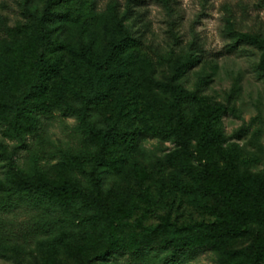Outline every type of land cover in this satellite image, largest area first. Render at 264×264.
<instances>
[{
  "label": "rangeland",
  "instance_id": "374dc122",
  "mask_svg": "<svg viewBox=\"0 0 264 264\" xmlns=\"http://www.w3.org/2000/svg\"><path fill=\"white\" fill-rule=\"evenodd\" d=\"M44 1L0 0V183L18 177L11 156L56 183L86 182L91 161L110 156L101 198L124 251L98 264H162L170 252L162 246L196 232L206 234L204 248L188 251L183 264H264V0H100L97 11L57 24L61 67L31 98L43 50L28 11ZM124 13L120 25L114 15ZM122 28L136 43L92 86V62ZM192 55L198 61L177 81L197 94L187 117L189 160L198 169L213 162L234 182L244 217L228 206L220 181L199 183L167 160L182 117L171 90L157 83L169 85ZM99 128L141 134L133 144L106 146ZM0 195L13 201L0 212V264H75L65 246L52 247L36 231L41 210ZM142 248L146 258L133 263L129 252Z\"/></svg>",
  "mask_w": 264,
  "mask_h": 264
},
{
  "label": "trees",
  "instance_id": "16d2710c",
  "mask_svg": "<svg viewBox=\"0 0 264 264\" xmlns=\"http://www.w3.org/2000/svg\"><path fill=\"white\" fill-rule=\"evenodd\" d=\"M100 0H45L40 9L32 8L28 11V16L33 17V26L38 34V40L42 47L37 67L36 78L32 85L30 96L38 98L50 87V81L59 72L62 58L60 50L62 43L54 38L57 24L61 21H73L81 13L95 12L98 10ZM126 13L122 17L114 15L118 24H122ZM136 43V39L125 29H121L118 36L105 50L104 56L97 62H92L96 76L92 78L91 85L100 79V73L114 66V63L121 59L122 55L128 52L129 47ZM198 61L195 56H190L186 62L181 64L173 78L167 85L157 83L163 91L171 90L173 96V107L177 114L182 117V126L177 130L178 148L167 156L171 164L179 165L187 171L191 177L199 183L209 180L220 181L224 188V195L228 206L239 217H244L246 213L234 205V193L236 186L226 175L216 170V164L210 162L203 164L201 168L194 166L189 160V156L194 155L192 140L190 137L191 126L187 122L190 107L197 99V94L188 91L179 84L180 80L192 66ZM176 82V83H173ZM240 86L237 89L239 91ZM34 107V105L32 106ZM33 124H39L36 118L37 112L33 108L30 110ZM127 112L122 108L121 116H126ZM36 118V119H35ZM102 142L106 146L120 144L122 142L133 144L140 131H118L98 129ZM156 136L169 138L166 133L156 132ZM205 150V149H204ZM203 150V151H204ZM205 152V151H204ZM115 160L110 156H101L91 161L89 166V179L86 182H74L66 179L61 183L52 180L41 179L28 172L11 156V169L18 177H7L5 183H0V193L7 195H19L20 201L26 203L34 209L41 210L39 218L35 220L33 226L37 232L48 236V243L52 247L65 246L75 264H98L105 262L115 254H123V246L119 244L112 230L111 214L108 206L101 198L103 179L105 175L101 173L109 171ZM94 181L93 176L97 175ZM255 201L258 195L253 194ZM258 202H255L257 204ZM259 205L264 203L259 202ZM13 201H6L0 195V212L10 211ZM224 227H231V222L222 219ZM212 229V233H213ZM211 234V233H210ZM206 234L201 232L191 233L171 244L163 247L169 250V254L162 264H183L187 258V252L199 250L204 247L199 240ZM194 244L196 246L192 247ZM259 248V245H256ZM147 248L136 249L129 252L132 262L146 258Z\"/></svg>",
  "mask_w": 264,
  "mask_h": 264
}]
</instances>
